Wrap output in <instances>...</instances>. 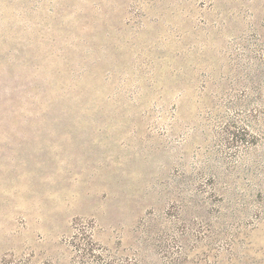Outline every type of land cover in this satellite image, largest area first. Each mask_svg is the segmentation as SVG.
<instances>
[{
	"label": "rangeland",
	"instance_id": "1",
	"mask_svg": "<svg viewBox=\"0 0 264 264\" xmlns=\"http://www.w3.org/2000/svg\"><path fill=\"white\" fill-rule=\"evenodd\" d=\"M0 264H264V0H0Z\"/></svg>",
	"mask_w": 264,
	"mask_h": 264
}]
</instances>
